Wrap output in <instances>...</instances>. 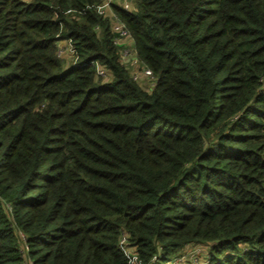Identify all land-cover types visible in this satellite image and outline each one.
<instances>
[{
    "label": "trees",
    "instance_id": "16d2710c",
    "mask_svg": "<svg viewBox=\"0 0 264 264\" xmlns=\"http://www.w3.org/2000/svg\"><path fill=\"white\" fill-rule=\"evenodd\" d=\"M103 1L0 0V264H264V0Z\"/></svg>",
    "mask_w": 264,
    "mask_h": 264
},
{
    "label": "rangeland",
    "instance_id": "374dc122",
    "mask_svg": "<svg viewBox=\"0 0 264 264\" xmlns=\"http://www.w3.org/2000/svg\"><path fill=\"white\" fill-rule=\"evenodd\" d=\"M117 1L121 2L120 0H117ZM118 42L124 45L123 51L126 57L128 56V54L131 55L129 53V49H131V43L129 42V37H120ZM128 66L130 67L132 74L133 75L135 74L136 78L140 80V82H144L145 80L144 85L150 84V80L147 77H145V74L143 72H139L138 70L139 67H137V63L135 62L133 58H132V62L128 63ZM204 253L205 252H204V249H202V247L191 244L187 248V250L179 251L173 256V258L176 262L178 263L182 262V264H203Z\"/></svg>",
    "mask_w": 264,
    "mask_h": 264
},
{
    "label": "built area",
    "instance_id": "2783aa9c",
    "mask_svg": "<svg viewBox=\"0 0 264 264\" xmlns=\"http://www.w3.org/2000/svg\"><path fill=\"white\" fill-rule=\"evenodd\" d=\"M121 1L122 2H118L117 0H104L101 4L98 5L97 9L99 10V12H103L104 9L106 7H108L111 2L122 3L124 8H128L129 7V2L128 1H125V0H121ZM113 23H114V29L116 30V32L118 34V36L116 38V42L119 41L120 37H129V42L131 43V36H130L128 30L125 28V25L123 23H121L118 19H115ZM129 53L130 54L132 53V50L131 49H129ZM131 55L128 54V56L126 57V55L124 54V51L122 52V58H123V60L125 62L126 61L127 62L129 61L130 63L132 62V56ZM138 70H139V72H143L145 74V76L151 77V71H150V69H148V68H141V69H138ZM99 72L102 73L101 71H99ZM134 77H136L135 74H134Z\"/></svg>",
    "mask_w": 264,
    "mask_h": 264
}]
</instances>
